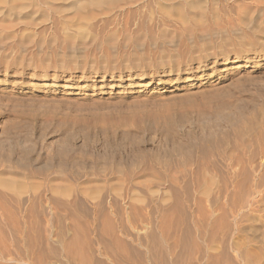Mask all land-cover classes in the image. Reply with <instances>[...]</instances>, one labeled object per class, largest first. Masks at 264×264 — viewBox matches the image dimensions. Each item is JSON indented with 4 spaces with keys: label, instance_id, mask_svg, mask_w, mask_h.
I'll return each instance as SVG.
<instances>
[{
    "label": "rangeland",
    "instance_id": "374dc122",
    "mask_svg": "<svg viewBox=\"0 0 264 264\" xmlns=\"http://www.w3.org/2000/svg\"><path fill=\"white\" fill-rule=\"evenodd\" d=\"M37 1L0 13V264H264V0Z\"/></svg>",
    "mask_w": 264,
    "mask_h": 264
},
{
    "label": "bare ground",
    "instance_id": "6f19581e",
    "mask_svg": "<svg viewBox=\"0 0 264 264\" xmlns=\"http://www.w3.org/2000/svg\"><path fill=\"white\" fill-rule=\"evenodd\" d=\"M56 2V1H58L59 2V0H43V3H42V0H41V2H40V4L41 5H46V6H48V5H51V3L52 2ZM64 1H67V0H62V2H64ZM119 0H76V1H74V2H72L71 3V5L72 6H83V5H86V4H96V5H102V4H105V3H109V4H115V3H117ZM163 1V0H162ZM220 1V0H219ZM22 2H24V4L22 3ZM190 2V1H189ZM189 2H187V4H189L190 5V7L192 6V7H194V9H196L197 11H200V12H202V11H204L203 9L204 8H196V7H199V6H203V5H201L202 3H200L198 0H193V1H191L190 3ZM205 2V1H204ZM209 2V1H208ZM17 3H22V4H17ZM60 3V2H59ZM64 3H66V2H64ZM63 3V4H64ZM67 3H69V2H67ZM55 4H57V3H55ZM37 5H39V1H37V0H0V13H5V12H7V13H12V12H14V13H21V11L23 10V9H26V8H35ZM44 5H43V7H44ZM60 6V5H59ZM58 6V7H59ZM39 7V6H38ZM191 7V8H192ZM52 8V7H51ZM60 8V7H59ZM63 9V8H62ZM70 9V8H69ZM74 9V8H73ZM79 9H84V8H78V10ZM59 10H61V8L59 9ZM62 11V10H61ZM253 15V14H252ZM248 16V15H247ZM250 16V15H249ZM251 18H252V16H250ZM249 18V17H248ZM248 18H247V20H248ZM254 18V17H253ZM246 20V19H245ZM252 20V19H251ZM243 21V20H242ZM255 21V20H254ZM253 21V22H254ZM244 23V22H243ZM242 23V24H243ZM249 23L250 24H252L251 23V21L249 20ZM255 23V22H254ZM253 23V24H254ZM245 24V23H244ZM247 24V23H246ZM244 26H246V25H244ZM247 26H248V24H247ZM246 26V27H247ZM251 28V27H250ZM253 30V29H252ZM260 31V30H259ZM206 33H208V31L206 30ZM261 36H264V34H261ZM71 41V40H70ZM111 41V40H110ZM74 43V42H73ZM259 57V56H258ZM242 61H241V58L240 57H236L235 59H233L232 60V63H234V64H237V65H239L240 63H241ZM224 70H226V69H224ZM249 259V258H248Z\"/></svg>",
    "mask_w": 264,
    "mask_h": 264
}]
</instances>
